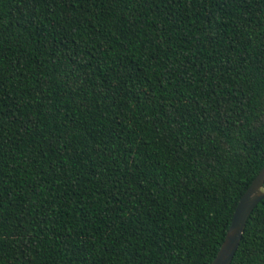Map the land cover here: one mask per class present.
<instances>
[{
	"label": "trees",
	"instance_id": "trees-1",
	"mask_svg": "<svg viewBox=\"0 0 264 264\" xmlns=\"http://www.w3.org/2000/svg\"><path fill=\"white\" fill-rule=\"evenodd\" d=\"M263 163L264 0H0V264H210Z\"/></svg>",
	"mask_w": 264,
	"mask_h": 264
},
{
	"label": "water",
	"instance_id": "water-1",
	"mask_svg": "<svg viewBox=\"0 0 264 264\" xmlns=\"http://www.w3.org/2000/svg\"><path fill=\"white\" fill-rule=\"evenodd\" d=\"M264 163L239 197L218 251L210 264H229L238 246L244 223L252 209L264 199Z\"/></svg>",
	"mask_w": 264,
	"mask_h": 264
}]
</instances>
